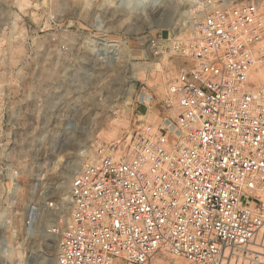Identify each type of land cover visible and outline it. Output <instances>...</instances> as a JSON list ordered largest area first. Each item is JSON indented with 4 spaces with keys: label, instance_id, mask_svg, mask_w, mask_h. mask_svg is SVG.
<instances>
[{
    "label": "built area",
    "instance_id": "2783aa9c",
    "mask_svg": "<svg viewBox=\"0 0 264 264\" xmlns=\"http://www.w3.org/2000/svg\"><path fill=\"white\" fill-rule=\"evenodd\" d=\"M199 7L194 34L173 43L195 67L177 71L159 121L140 122L124 155L99 146L71 178L68 222L49 229L54 264H152L162 251L190 264H264V82L253 78L264 14L254 1ZM218 58L210 96L192 81ZM16 96L1 91L0 129L22 126Z\"/></svg>",
    "mask_w": 264,
    "mask_h": 264
},
{
    "label": "rangeland",
    "instance_id": "374dc122",
    "mask_svg": "<svg viewBox=\"0 0 264 264\" xmlns=\"http://www.w3.org/2000/svg\"><path fill=\"white\" fill-rule=\"evenodd\" d=\"M215 1L219 8L254 1L264 14V0ZM201 2L0 0V95L4 89L17 93L14 101L23 107L13 119L22 126L0 129V174L7 177L0 180V264L54 262L58 234L49 229L59 219L63 228L66 225L70 205L66 211L60 204L68 199L72 177L67 184H57L49 195V186L36 182L39 161L55 152L56 141L65 134V142L71 145L68 153L74 149L79 153L91 145L89 151L79 153L76 172L85 161L97 159L99 146L119 145V153L126 154L140 122L160 119L154 106H162L178 71L174 40L194 34ZM93 4L99 5L94 16ZM163 4L175 7L169 19L171 27L157 28V13L162 11L151 7ZM141 9H151L155 16L146 22ZM177 29L181 35H174ZM158 33H167L161 35V42L169 47L165 61L149 69L143 79H128L132 63L154 61L148 42ZM102 43L117 44L123 52L128 48L129 59L123 52L115 55L116 51L109 49L103 53L106 48ZM261 68L263 75L257 80L262 82L264 66ZM125 91L136 97L135 106L120 97ZM113 103L119 104L110 109ZM141 103L147 111L138 110ZM1 116V120L7 119L5 114ZM21 166L24 170L16 171ZM9 172L20 178L18 190ZM152 264L190 263L162 251Z\"/></svg>",
    "mask_w": 264,
    "mask_h": 264
},
{
    "label": "snow or ice",
    "instance_id": "6c2138e0",
    "mask_svg": "<svg viewBox=\"0 0 264 264\" xmlns=\"http://www.w3.org/2000/svg\"><path fill=\"white\" fill-rule=\"evenodd\" d=\"M99 5L93 4L92 5V16H94L98 10ZM186 7V6H185ZM162 11V10H161ZM159 15V13H157ZM157 28H164V27H171V21L169 20V16L166 14L162 20L159 21L158 24L155 25ZM161 35L167 36V33L160 34L158 33L155 37H150L151 40L156 41V48L153 49L155 54V59L160 60L162 55L165 52L169 51V47L167 44H164L161 42ZM157 49L159 51H157ZM149 56L151 58L152 54L149 53ZM174 60L176 62V68L178 71H185V72H191V69L195 67L194 65H189L186 61V59H183L181 57H174ZM222 63L219 58L216 62L208 63L207 67L210 69L208 76H204V67L196 69L197 76L192 81L194 88H199L201 91L207 93L210 96H214L215 93L212 92V80L209 78L211 76H215L217 72H219L221 69L215 67V63ZM203 77V79H200V77ZM205 85H208V87H205ZM139 90V85H137V91ZM133 101H135V96L132 97ZM155 109H158L161 113V115L164 114V109L159 105L156 104ZM138 110L140 112H145L147 109L144 107V105L141 103L139 105ZM3 136V133H0V137ZM67 134H65L63 137H61L59 140L56 141V150L54 153H50L45 159H41L39 161V167H37L36 171L39 174L38 181L39 183H42L44 185L49 186V192L48 194H51V190L55 188L57 184H60L62 181L64 184H67L68 177H72L73 180H75L74 173L79 168V153L78 149H74L73 153H68L66 149L70 147L71 145L66 140ZM78 139H83L82 136H78ZM32 165H29L31 167ZM24 170V167H18L16 171L21 172ZM8 176L11 177L13 181H16V190L19 189V177L15 175L14 172H9ZM7 177H5L3 174H0V180H5ZM200 191H207L209 193V196H215L216 198L219 197V193L216 191L215 188L205 186L204 189H198ZM205 201L208 199V197L204 198ZM159 224H163V220L158 221ZM116 228L119 229L120 224L119 222L116 223ZM2 231V230H0Z\"/></svg>",
    "mask_w": 264,
    "mask_h": 264
},
{
    "label": "bare ground",
    "instance_id": "6f19581e",
    "mask_svg": "<svg viewBox=\"0 0 264 264\" xmlns=\"http://www.w3.org/2000/svg\"><path fill=\"white\" fill-rule=\"evenodd\" d=\"M158 4H160V3H158ZM162 4V3H161ZM160 4V5H161ZM172 4V3H171ZM160 5H152V7H151V9H157V10H162V13L161 14H159V17L157 18V21L159 22L160 20H162L164 17L163 16H165L166 14L169 16V19H170V17H171V15H172V10H174L175 9V7L172 9L171 8V5L169 6H164V4H163V9H162V7L160 6ZM175 6V5H174ZM146 10V9H141V11H140V14H141V16H142V18H143V20L144 21H146V22H149V20L151 19V17H152V15H153V13H152V10ZM153 16H155V15H153ZM172 17H173V15H172ZM173 26H176V25H173ZM172 30H173V28H171ZM176 29V28H175ZM174 29V30H175ZM178 30V29H177ZM173 31V33H174V35H176V36H178V35H181L180 34V31L178 30V31ZM264 38V36L262 37V39ZM164 41V40H163ZM261 41V40H260ZM258 42L257 44H256V48H255V50H256V58H257V64H256V68H255V72H254V74H253V78L256 80V81H258L257 79H258V77H261L262 75H263V71H262V68H261V66H264V39L261 41V42ZM165 43V42H164ZM260 43V45L258 46V44ZM104 46H103V48H104V50H105V48H106V50H105V52H103V53H105L106 54V51H109V49L110 50H112V51H116L115 52V55H117L119 52H123L122 51V49H120V47H116V45L117 44H107V43H102ZM167 44V43H166ZM158 50V49H157ZM128 51H129V49L127 48L126 49V51L125 52H123L124 53V56H126L127 57V59H129V53H128ZM159 51V50H158ZM150 52V51H149ZM153 53H154V55L156 54V52H154L153 51ZM169 53V52H168ZM165 54H166V52L162 55V57H161V59L160 60H156L154 57L152 58L154 61H151V62H146V61H144V62H140V61H138V62H136V63H132V66H133V71H132V73H131V76L128 78V79H131V80H139V79H143V77H144V75L146 76L147 74V71L149 70V69H151V68H153L155 65H156V67L157 66H160V65H162V62H163V60L165 61ZM106 56H103L102 58H103V60H104V58H105ZM117 58V57H116ZM115 58V59H116ZM114 59V60H115ZM258 82H260V83H262V82H264V81H258ZM120 97H122L124 100H126L127 102H130V103H132L134 106L136 105V97H135V101H133V99H132V97H133V95L132 94H130V92H121V94H120ZM126 103V102H125ZM117 104H119V103H113V105H110L109 106V108L110 109H113L114 108V106L116 107V105ZM115 109V108H114ZM89 146H91V145H88V147ZM88 147L86 148V149H84V150H80V155L82 154H84V153H86L87 151H89L88 150ZM66 189L64 188V191H65ZM67 195V194H66ZM62 202V201H61ZM69 201H68V199L66 198L64 201H63V205H61L60 204V206H61V208L63 209V210H66L67 211V209L69 208ZM67 222H68V219L66 220ZM43 257L47 260L48 258H47V254H45V255H43ZM41 258V257H40ZM43 258V259H44ZM51 258H53V257H51ZM42 259V258H41ZM50 260V259H49ZM44 261V260H43ZM48 264H54V262H53V259L50 261V262H48Z\"/></svg>",
    "mask_w": 264,
    "mask_h": 264
}]
</instances>
